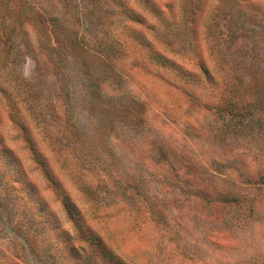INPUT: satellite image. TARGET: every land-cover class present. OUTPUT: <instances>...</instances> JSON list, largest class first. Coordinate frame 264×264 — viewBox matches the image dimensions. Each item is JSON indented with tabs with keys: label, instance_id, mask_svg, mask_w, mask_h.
I'll list each match as a JSON object with an SVG mask.
<instances>
[{
	"label": "rangeland",
	"instance_id": "1",
	"mask_svg": "<svg viewBox=\"0 0 264 264\" xmlns=\"http://www.w3.org/2000/svg\"><path fill=\"white\" fill-rule=\"evenodd\" d=\"M87 231L264 264V0H0V264H112Z\"/></svg>",
	"mask_w": 264,
	"mask_h": 264
},
{
	"label": "trees",
	"instance_id": "2",
	"mask_svg": "<svg viewBox=\"0 0 264 264\" xmlns=\"http://www.w3.org/2000/svg\"><path fill=\"white\" fill-rule=\"evenodd\" d=\"M64 207L72 219L78 220L80 217L79 211L76 206L72 203L68 196L63 198ZM87 241L90 245L105 259H108L112 264H125L120 258H118L94 233L87 231Z\"/></svg>",
	"mask_w": 264,
	"mask_h": 264
}]
</instances>
